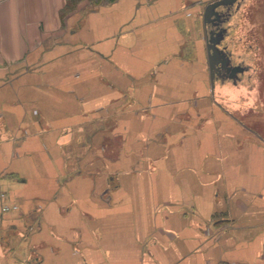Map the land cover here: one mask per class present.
<instances>
[{
    "label": "crops",
    "instance_id": "1",
    "mask_svg": "<svg viewBox=\"0 0 264 264\" xmlns=\"http://www.w3.org/2000/svg\"><path fill=\"white\" fill-rule=\"evenodd\" d=\"M214 1L0 0V264H264V116L212 82Z\"/></svg>",
    "mask_w": 264,
    "mask_h": 264
},
{
    "label": "rangeland",
    "instance_id": "2",
    "mask_svg": "<svg viewBox=\"0 0 264 264\" xmlns=\"http://www.w3.org/2000/svg\"><path fill=\"white\" fill-rule=\"evenodd\" d=\"M238 3L240 9L237 11L234 6L231 14L226 12L218 28L232 63L247 70L237 79L240 81L243 77L242 85L253 89L247 93V105L252 107L246 116L252 121L264 116V0H241ZM9 209L4 206L3 211Z\"/></svg>",
    "mask_w": 264,
    "mask_h": 264
},
{
    "label": "water",
    "instance_id": "3",
    "mask_svg": "<svg viewBox=\"0 0 264 264\" xmlns=\"http://www.w3.org/2000/svg\"><path fill=\"white\" fill-rule=\"evenodd\" d=\"M240 0H216L210 4L207 5L205 9L204 14V20L207 23H212L215 28L210 31V35L208 38V52H209V58H210V70H211V79L214 83L216 74L218 69H220V66L222 68H225V65L227 66L226 70L230 71L231 74L229 77L234 78L235 81L238 79L239 73H242L244 71V67L240 65H234L231 61V56L228 54L224 49H220L219 45L223 40L222 35L220 34V29L218 28L222 22L223 19H221V16H224V12H220L218 9L221 7L227 8L229 13L235 4ZM239 7V6H238Z\"/></svg>",
    "mask_w": 264,
    "mask_h": 264
},
{
    "label": "flooded vegetation",
    "instance_id": "4",
    "mask_svg": "<svg viewBox=\"0 0 264 264\" xmlns=\"http://www.w3.org/2000/svg\"><path fill=\"white\" fill-rule=\"evenodd\" d=\"M241 1V0H240ZM239 2V1H238ZM237 2V3H238ZM237 5V4H236ZM238 6H240L239 4H238ZM224 18V16H221V19H223ZM234 65H237V64H234ZM228 66V65H227ZM227 66L225 65V68H222L221 66H220V69H218V71H217V74L216 75H228V76H230V74H231V70L230 71H227L226 70V68H227ZM247 70L244 68V71L243 72H246ZM242 72V73H243ZM240 74V73H239ZM233 80H234V78H232ZM238 81V80H237ZM237 81H235V82H237Z\"/></svg>",
    "mask_w": 264,
    "mask_h": 264
}]
</instances>
